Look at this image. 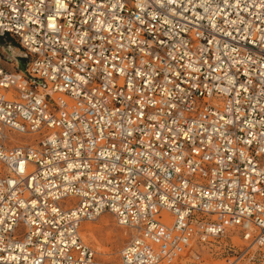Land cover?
Returning <instances> with one entry per match:
<instances>
[{"label": "built area", "instance_id": "2783aa9c", "mask_svg": "<svg viewBox=\"0 0 264 264\" xmlns=\"http://www.w3.org/2000/svg\"><path fill=\"white\" fill-rule=\"evenodd\" d=\"M104 213L118 264H264V0H0V264H113Z\"/></svg>", "mask_w": 264, "mask_h": 264}, {"label": "rangeland", "instance_id": "374dc122", "mask_svg": "<svg viewBox=\"0 0 264 264\" xmlns=\"http://www.w3.org/2000/svg\"><path fill=\"white\" fill-rule=\"evenodd\" d=\"M1 47L5 53L9 47H11L16 53V58H11L7 55L8 59L5 62V66L10 69L11 62H14L15 59L17 60L21 58L22 52L16 43L10 38H4L1 40ZM87 226L93 230V233L90 235L91 237L85 229ZM79 234L81 239L95 251L98 260L105 263L118 264V253L123 245L131 238L132 230L119 226L111 214L104 213L94 221L82 223L79 229ZM228 236H230L235 247H243L244 243L240 240L236 232L233 236H231V234H228ZM224 242L227 244L230 243L228 239H225ZM209 249H212V251ZM220 251L221 250H219L218 246L214 244L209 247L194 245L189 252L172 264H224V255L220 253Z\"/></svg>", "mask_w": 264, "mask_h": 264}, {"label": "bare ground", "instance_id": "6f19581e", "mask_svg": "<svg viewBox=\"0 0 264 264\" xmlns=\"http://www.w3.org/2000/svg\"><path fill=\"white\" fill-rule=\"evenodd\" d=\"M6 53H7V55L10 56L11 58H16V57H15L16 53L14 52V50H13L11 47H9V48L6 50ZM15 61H17V60L15 59ZM100 216H101V215H100ZM88 222H90V221H88ZM117 224H118V223H117ZM121 227H122V226H121ZM85 229L88 231L89 236L93 233L92 228H90V227L87 226ZM87 231H86V233H87ZM84 233H85V232H84ZM88 233H87V234H88ZM79 235H80V234H79ZM83 236L85 237L84 234H83ZM90 237H91V236H90ZM90 237H89V238H90ZM86 238H87V237H86ZM83 239H84V238H83ZM84 240H85V239H84ZM88 240H89V239H88ZM88 240H86V241H88ZM91 240H92V238H91ZM94 242H96V241H94ZM127 242H128V241H127ZM127 242H126V243H127ZM95 244H96V243H95ZM124 245H125V244H124ZM124 245H123V246H124ZM101 250H102V249H101ZM105 250H106V249H105ZM97 252H98V251H97ZM119 252H120V251H119ZM118 254H119V253H118ZM118 256H119V255H118Z\"/></svg>", "mask_w": 264, "mask_h": 264}, {"label": "water", "instance_id": "95a60500", "mask_svg": "<svg viewBox=\"0 0 264 264\" xmlns=\"http://www.w3.org/2000/svg\"><path fill=\"white\" fill-rule=\"evenodd\" d=\"M17 63H18V69L19 71H24V64H23V61L22 59H17Z\"/></svg>", "mask_w": 264, "mask_h": 264}]
</instances>
